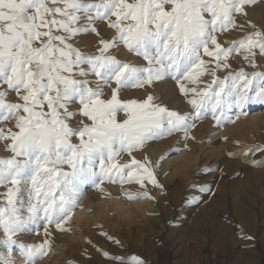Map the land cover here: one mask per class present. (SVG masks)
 <instances>
[{
    "label": "snow or ice",
    "instance_id": "snow-or-ice-1",
    "mask_svg": "<svg viewBox=\"0 0 264 264\" xmlns=\"http://www.w3.org/2000/svg\"><path fill=\"white\" fill-rule=\"evenodd\" d=\"M257 2L0 0V122L15 120L18 129L0 128V141H10L6 150L11 153L0 158V187L5 189L0 193L4 198L0 264H17L18 259L37 264L47 256L49 240L36 245L20 237L38 233L41 224L46 236L52 224L66 230L62 225L71 218L84 185L99 189L105 181L118 180L141 187L147 181L159 187L151 161L133 158L121 165L122 154L131 156L147 142L176 132L187 139L196 121L208 115L220 126L235 122L228 115L233 109L239 110L238 119L246 105L264 104V73L249 75L241 70L223 80L216 77V71L229 67L228 58L234 53L243 51L252 67L255 50L264 56V31H253L227 49L217 40L218 33L243 28L237 25V16L245 17L246 7ZM101 21L115 30V36L100 39L97 55L84 54L72 41L89 33L99 36L96 24ZM121 45L145 65L108 54ZM203 56L215 61L213 79L204 89L188 88L209 71ZM166 78L176 81L182 95L191 96L187 103L192 113L169 110L155 103L153 95L142 101L119 98L122 91L150 87ZM107 88L111 95L104 99ZM9 92L22 103L8 102ZM119 113L125 115L122 122L117 120ZM77 116L91 123L80 120L82 127L74 129L70 121ZM73 137L79 143H73ZM256 152H264V147L241 154ZM259 164L264 166V161ZM191 190L211 192L207 185H194ZM103 255L116 264H146L136 255L127 259Z\"/></svg>",
    "mask_w": 264,
    "mask_h": 264
},
{
    "label": "rangeland",
    "instance_id": "rangeland-1",
    "mask_svg": "<svg viewBox=\"0 0 264 264\" xmlns=\"http://www.w3.org/2000/svg\"><path fill=\"white\" fill-rule=\"evenodd\" d=\"M87 2H93L94 3V2H97V0H87ZM246 13H247V15L245 17L238 15L236 18V21H243L244 27L242 28V30L239 31L236 29H231L228 32L217 34L218 43H220L223 48H225V49L229 48L235 42H238V41L244 39L246 36L251 34L253 31H264V0H258V2L256 4L249 6V7H246ZM113 19H114V17H113ZM96 28H97V31L100 33L99 36L92 34V33H89L87 35L79 36L74 41H72L73 45L75 47L79 48L84 54L97 55L98 54L97 50L99 47L100 39L103 38L105 40H111L116 34L115 30L110 29L108 27L107 23L103 22V21L98 22L96 24ZM234 32H236L237 35L230 36ZM227 40H229V41L227 42ZM231 43H233V44H231ZM255 51H256V56L254 58L255 64H256L255 67H252L250 65L249 60L244 59L245 53L243 51H241L238 54L237 53L232 54L228 58L227 63L229 65V67H227L226 69L223 68L219 71H216V77L219 78L220 80H223L226 76L234 75L241 70H243V71L245 70L244 72L249 74V75H251L252 73H256V72L264 73V56L259 54L258 49ZM108 54L115 56L117 59L121 60L122 62L132 63V64H135L137 66H144L145 65V61L142 58L137 57L134 54L130 53L122 45L118 48L110 50V52ZM203 59L208 64V70L209 71L206 75H204L200 78V82L198 83L199 86L195 85L196 87H198L200 89H202V87L204 89L208 85V83H211V81L213 79L211 72L215 68V61L212 57L203 56ZM222 63H223V61H222ZM230 66H232V67H230ZM224 75H225V77H224ZM91 78L94 79V77H91ZM201 81H202V83H201ZM160 83H162V84L165 83L167 86H169V88L173 92L174 98H178V99L182 100L183 104H188L187 98H191V96L186 98L184 95H182L179 91V85L176 83L175 80H173L171 78H166L163 81L155 82L150 87H146V88H142V89H128V90L122 91L120 93L119 98L122 101H128V100H132V99L142 101V100L146 99V97L148 95H153L155 97V101H156L155 103H157L161 106H165L169 110H172V111L176 110L178 112L177 109L172 108V106L170 104H168L167 102H164L160 98L158 99L157 93L160 94V90L157 89V85ZM186 86L190 87V84H188ZM4 87L6 88V86H4ZM112 87H115V85H112ZM110 95H111V88L105 89V93H104L103 98L108 99V98H110ZM7 99H8V102H11V103H22V101H20L16 97L14 92H9ZM45 110H47V109H45ZM70 110H75V108H72ZM178 113H180V112H178ZM256 113L259 115H263L264 114V108L263 109H257V110L254 109L251 111H244L242 114L243 115L242 117L248 118L252 114H256ZM180 114L183 115L185 113H183V111H181ZM86 119L87 118L77 116L75 119L70 121V124L74 129H76L78 127H82V125L79 123L80 120H83L84 123L85 122L88 124L91 123L90 121H88ZM124 119H125L124 113H119L117 115L118 121L122 122ZM0 128L4 129L6 132L9 129L11 131H14V132L18 131V129L15 128V120H10L8 122H0ZM178 134H179V132H176V133L172 134L171 136H168V137H165V138H162L159 140L157 139L155 141H149L143 146L142 149L134 151L132 153L133 156L132 155L129 156L127 153H124L119 158V163L120 164L122 163V165H123V163H125V164L130 163V160L133 158L143 162L142 160H144L145 157L149 161H151V163L152 162L154 163L153 159L150 160V158L148 157L150 147L153 144L158 143V142H160V143L161 142H172V140L174 138H176V136H178ZM231 139L232 138H230V137H225L224 139L221 140V142L223 141L225 144V150L227 151L229 149V151L235 152L237 150H232L231 148H232V146L234 147L237 145V147H240V150H243V151H241L243 153L245 149L256 148L258 146L264 147V130L262 132V140L260 139V141H258L256 139V134L254 131L248 132L244 137L235 139V141H234V139H232V140ZM9 143H10V141H0V158H8L11 156V153L6 150V146ZM73 143H79V140L76 137H73ZM245 143L250 144V146L244 145ZM256 143H258V145ZM247 146L249 148H247ZM243 148H245V149H243ZM241 152L240 151L235 152V153L240 154L238 159H240V157H242ZM169 155H171V154H169ZM172 155H174V154H172ZM175 155H177V153H175ZM244 158H246L249 161L252 168H253V164L251 163V161L255 160L258 162V164H257L258 167L254 166L253 169H255V167H256L255 171L258 172V170H259L261 172V174H259L260 172H258L256 174L257 175L259 174L258 176L261 177V178H259L261 184L264 183V177H263L264 176V166H261L259 164V162L264 161V152H256L253 155L250 153L248 155V157L244 156L243 158H241L242 160L241 159L239 160L240 163H242L243 165L246 164V162L248 163V161L245 160ZM153 163H152V165H153ZM225 167H227V166H225ZM225 167L220 168L222 170V173L224 172ZM257 168H258V170H257ZM64 171H69V169L67 167H65ZM154 173H155V176L157 177L156 180L160 186L162 184L161 183L162 182V176L160 173H157L156 171H154ZM157 174H159V175H157ZM167 175H169V174L167 173ZM199 183H200V185H198L197 188L201 187V185L203 186L202 183H204V182L201 181ZM145 184H146L145 188L150 192V196L152 197L151 200L152 201H155V200L159 201L158 197L156 196V192H155L156 190H158L157 189L158 187L153 186L151 183L148 184L147 181H145ZM127 185H128V183L127 184L126 183L121 184L118 182V180L116 182L105 181L103 184L100 185L99 189H97L96 187L91 186V185H84L82 188V194L85 196V199L83 201H80L77 205L83 207L84 202H86V203L89 202L88 206H87L88 207L87 211L89 214L85 216L86 219L83 218L81 220V222L78 224L75 220L72 219V216H71V218L66 223H64L62 225V228L66 229L64 231L58 230L55 227V225L52 224L48 227L49 235H47V236L45 235L44 230H43V226L41 224L39 227L38 233L37 232L28 233L26 235L21 236L20 239L25 243L36 244V245L42 244L46 239L49 240L50 247H49V251H48V256H44L42 259H39L37 264H101L100 263V262H102L101 259L104 256L103 253L107 249L106 248L107 246H105V242L109 245L112 244L115 247V250H114L115 253H113L112 257L118 256V257L122 258L118 253H116L119 250V248L124 249V250H128V251L133 253L135 249L133 247V244L130 242V240H128V239L124 240V241H126V243H125L121 240L119 241V239H117L118 238L117 235L114 236L116 234L115 231H117L119 228H121L119 230H122L124 228L123 226L129 222L128 218L127 219H123V218L121 219V217L119 215L123 214V212L119 213L118 208H116L114 206L113 207L111 206L110 208H106V207H104V205L102 203V201H104L106 198H109V197L114 202L119 200V201H123L125 203H130L131 200H129V198H128L130 196V194H129V196L126 195V194H128V192L126 193V190H124V188ZM215 186H218V185H215ZM121 187H123V188L121 189ZM115 189H116V191H115ZM261 189L254 190V192H255L254 196H253L254 201L249 203V206H250L249 209L250 210L248 209V211H245V212H243L241 214H237V215L233 214L232 212H230L227 209L222 210L221 212H218L220 214L217 213V215L219 216L217 221H219V223L225 224L226 228H228V231H229L228 232L229 233L228 234L229 240H226V241L224 240L225 242L224 241L216 242L213 240V238H211L212 236L210 234V231H214L216 229H211L212 226H210V225L209 226L207 225V226H204L203 228H201V229H205L206 233H208V238H206V241L208 243L206 244V246H205V244L204 245L200 244L199 247H195L194 244H191L187 247L186 245L178 242L177 240H174V234L167 233V231L162 232L161 235L157 237V239L162 243V246L164 245V248L167 249V252L169 254V255L167 254L168 258L166 259L165 262L168 264H175V263L176 264H264V188H261ZM4 191H5V189L3 187H0V193H3ZM166 192H167V195L169 194L172 198V193L169 191V189H166ZM185 193L183 192V194H182L183 195L181 198V200L183 199L182 204H180L178 206L174 205L173 210L175 211V214H176L175 217H177L179 215V213L181 212V208L186 203V197L188 196V193H187V191H185ZM256 194L258 196H255ZM105 195H106V197H105ZM131 196L134 197V195H131ZM225 197H226L225 202L227 204L226 206L230 207L232 205V197L229 194H226ZM3 199L4 198L2 196H0V202H2ZM198 201H199V203H196L197 200L193 201L192 206L197 204L198 206H195L197 208H199L200 206L201 207H205V206L208 207V206H210V204L212 203L213 200L210 201V199H209V200L203 201L202 197L200 196V199H198ZM91 203H93V204L91 205ZM97 204L99 205V207ZM94 205H96V206L94 207ZM127 208H128L127 210H130L129 205L127 206ZM192 208H194V207H192ZM93 212H94V215L91 214ZM151 212H152V210H151ZM147 214L148 215H147V217H145V219L144 218H138V220H137V223L139 226L144 225V230H145L143 233L144 236L151 234V231L149 230L150 222H148V219H150V215H151L150 210L147 212ZM217 215H216V218H217ZM89 216H90V219H89ZM94 216L96 219L94 218ZM92 217L94 218V220ZM105 220L116 221L115 223L113 222L110 225L111 230H108L105 228V224H104ZM176 220H177V218H176ZM176 220H174V221H176ZM146 222H147V224H146ZM119 223L121 226H119ZM171 225H172L171 221L166 222V229H169L171 227ZM206 227H208L210 230ZM147 230H148V232H147ZM217 231H219L218 228H217ZM113 232H114V234H113ZM125 236H126V234H125ZM243 236H251L252 239L251 240L244 239V238L240 239ZM109 238H111V239H109ZM210 238H211V240H208ZM100 239H102V241ZM190 239H193V238L190 237ZM236 239L238 241H236ZM178 240H179V236H178ZM114 241H119L120 243L116 244V243H114ZM129 243H130V245H129ZM204 247L207 248L206 252L204 251ZM201 254H202V256H201ZM205 256H206V258H205ZM147 263L150 264V262H148V261H147ZM17 264H18V262H17ZM106 264H116V262L114 260L110 259V261Z\"/></svg>",
    "mask_w": 264,
    "mask_h": 264
},
{
    "label": "bare ground",
    "instance_id": "bare-ground-1",
    "mask_svg": "<svg viewBox=\"0 0 264 264\" xmlns=\"http://www.w3.org/2000/svg\"><path fill=\"white\" fill-rule=\"evenodd\" d=\"M236 23L237 25H243V21H236ZM235 29L239 31L242 30V28L240 27H237ZM235 35H237L236 32L232 33L230 36H235ZM228 41L229 40H227V42ZM197 85L199 86V84ZM192 87H196V86L190 84V87L188 88H192ZM157 89L160 90V94L157 93L158 99L160 98L164 102H167L172 106V108L177 109L178 112L180 113L181 111H183V113L185 114L192 113L193 111L192 106H190V104H183L182 100L178 98H174L173 92L171 91L169 86H167L165 83L158 84ZM263 108H264V104L254 103V104L246 105L245 108L243 109V112L251 111L254 109L256 110L263 109ZM238 112L239 110L233 109L232 112L228 113V115L233 116V118L235 119L234 123L224 122L220 126H217L216 122L211 118V115H208L205 119L196 121V126L193 129H191V131L188 133L189 138L185 139L184 133L179 132L178 136H176V138H174L172 142H161V143L158 142L150 147L148 157L150 158V160L153 159L154 161V163L152 162L154 171L160 173L162 176V182H161L162 184L157 188L158 190L155 191L159 201L151 200L152 197L150 196V192L145 188L146 184H144V187H141L140 184L134 181L128 183V185L124 188V190H126V193L128 192V194L126 195L129 196L130 194V196L134 195V197H137L134 199H129L131 200L130 203H125L119 200L114 202L110 197L102 201L104 207L110 208L111 206L112 207L114 206L118 208L119 213L123 212V214L121 215L118 214L121 217V219L128 218L129 222L123 226L124 228L122 230H119L121 229L119 228L117 231H115L116 234L114 236L117 235L118 238L117 237L116 238L119 239V241L121 240L125 243L126 241L124 240L126 239L130 240L135 250L132 253L128 250L119 248V250L116 253H118L122 257V259H127L132 255H136L139 256L141 259L145 260L146 264H148L147 261L150 262V264L152 263L168 264L165 262L166 259L168 258L167 249H165L164 245L162 246V243L157 239V237L160 236L161 233L164 231H167V233L174 234V240H177L178 242L186 245L187 247L191 244H194L195 247H199L200 244L203 245L205 244L206 246V244L208 243L206 241V238H208V233H206L205 229H201V228L207 225L212 226L211 229H216L214 231H210V234L212 236L211 238H213L214 241L222 242L224 240L225 241L229 240L228 228H226L225 224L219 223V221H217L219 218L217 213L226 209L236 215L248 211V209L250 208L249 203L254 201L253 200V196L255 193L254 190H259L261 188H264V183L261 184L259 179L261 177L258 176L259 174H261L258 168L257 170L260 173L257 175L256 173L258 172L255 171L256 167L255 169H253L254 166L252 168V166L250 165L249 161L246 158L244 159L247 160L248 163L246 162V164L244 165L240 163L239 160L243 158L245 155L243 156L241 154L242 157L238 159L240 154L235 152L238 151L241 152L243 150H240V147H237L236 145L234 147L232 146L231 149L237 151L232 152L229 151V149L226 151L224 142L223 141L221 142V140L224 139L225 137H230L235 141V139L242 138L248 132L251 131L255 132L256 139L258 141H260V139L262 140V132L264 130V114L263 115H259L257 113L252 114L248 118H244L242 117L243 116L242 114H239V118L236 119L235 116ZM256 144L258 145V143ZM244 145L250 146V144H246V143ZM248 146L247 148H249ZM175 153H177V155H175ZM169 154L171 155L174 154V155L171 156ZM221 167H225L223 173L222 170L220 169ZM167 173L169 175H167ZM201 181L204 182L202 183L203 186L207 185L210 188L211 190L210 193L201 194L199 192L191 190L194 185L197 188V186L200 185L199 182ZM122 188L123 187H121V189ZM166 189H169V191L172 193V198L169 194L167 195ZM185 191H187L188 193V196L186 197V203L181 208V212L179 213V215L175 217L176 214L175 211L173 210L174 205L178 206L182 204L183 199L181 200V198L183 196L182 195L183 192L185 193ZM226 194H229L232 197V205L230 207L226 206L227 205L225 202ZM257 194L255 196H258ZM193 196L196 197L197 201L198 199H200V196L202 197L203 201L209 199L210 201L211 200L213 201L208 207L200 206L199 208H197L195 207L198 206L197 204L192 206L193 205L192 203L194 201L192 199ZM139 197H149V198H139ZM84 199L85 196L82 194L78 203L80 201H83ZM88 203L89 202L87 203L84 202L83 207L76 205L75 210L71 215L72 219L75 220L78 224L81 222L83 218H85L86 215L89 214L87 211ZM92 204L93 203H91V205ZM128 205L130 206V210H127ZM95 206L96 205H94V207ZM149 210L151 215H150V219H148V222H150L149 230L151 231V234L144 236L143 235L145 231L144 225L139 226L137 220L138 218L145 219V217H147L148 215L147 212ZM91 214L94 215V212ZM168 221H171L172 225L169 229H166V222ZM113 222L115 223L116 221L105 220L104 221L105 228L111 230L110 225ZM119 226H121L120 223ZM217 228L219 229V231H217ZM178 236H179V240H178ZM190 237L193 239H190ZM211 238L208 240H211ZM240 239H242V237ZM100 240L102 241V239ZM236 241L238 240L236 239ZM105 246H107L105 252H107L109 256L112 257L113 253H115L114 251L115 247L112 244L111 245L107 244L106 242H105ZM206 250L207 248L204 247L205 252ZM101 261H102L100 262L101 264H106L110 261V259H107L105 258V256H103ZM17 262L18 264H23V262L19 259L17 260Z\"/></svg>",
    "mask_w": 264,
    "mask_h": 264
}]
</instances>
